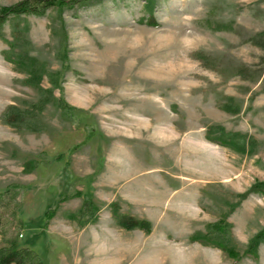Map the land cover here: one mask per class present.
Masks as SVG:
<instances>
[{
	"label": "rangeland",
	"instance_id": "obj_1",
	"mask_svg": "<svg viewBox=\"0 0 264 264\" xmlns=\"http://www.w3.org/2000/svg\"><path fill=\"white\" fill-rule=\"evenodd\" d=\"M11 106L41 129L3 123ZM263 183L264 0H100L3 25L0 248L41 264H264V243L245 256ZM217 223L235 259L188 240Z\"/></svg>",
	"mask_w": 264,
	"mask_h": 264
},
{
	"label": "trees",
	"instance_id": "obj_2",
	"mask_svg": "<svg viewBox=\"0 0 264 264\" xmlns=\"http://www.w3.org/2000/svg\"><path fill=\"white\" fill-rule=\"evenodd\" d=\"M94 1H100V0H24L22 2H19L15 5H12L10 7H3L0 9V38H2V27L6 23V21L10 17L18 18L21 15L24 16H42L45 14V12L48 9L51 8H57L61 10L62 8H73L75 6H81L85 4H89ZM11 47H13V44H9ZM9 59V58H8ZM10 60V59H9ZM13 63V62H12ZM40 74L33 72V78L39 77ZM37 79V78H36ZM33 115H27L24 116V114L16 113L14 112V107H7L5 111L1 115V121L5 123L6 125H9L11 127H21L24 126L25 128L31 130V131H37L40 130L41 127L36 124H32L29 120V118H32ZM212 127H208L207 131V138L217 144H220L222 146H229L230 144H227L226 142L221 141V139H215L210 138L211 135L210 130ZM264 192V183L259 186H253L251 191L248 193H262ZM65 197L60 198L59 201L64 200ZM57 202L55 203V206L49 209L45 212L46 218H52L54 208L56 207ZM114 211V210H113ZM96 212V209L94 206L89 203L85 202L79 211L78 215L86 214L90 217H94V214ZM75 217V216H71ZM82 216H76L75 220H78ZM118 225L125 229V230H133L137 229L144 233L150 232V225L146 221H139L132 219L130 217L122 216L118 218ZM209 230L208 234H201V233H195L191 237H189L190 242H197L205 246H213L217 249H220L224 252H227V254L234 258L236 257V254L233 252V250L229 249L224 241L222 240V232L224 231V227L222 224H212L207 227ZM0 235L2 237L5 236V232L1 228L0 224ZM7 247L0 248V264H41L36 252L33 249H29L27 247L25 248H18L16 245V242L13 240H5L4 241ZM260 243H264V230L259 232L249 243V245L246 248L245 256L256 258V249L257 246Z\"/></svg>",
	"mask_w": 264,
	"mask_h": 264
}]
</instances>
